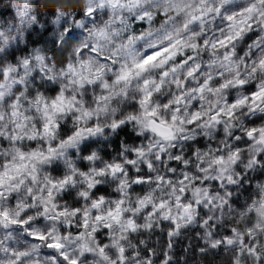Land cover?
I'll use <instances>...</instances> for the list:
<instances>
[{
    "label": "clouds",
    "instance_id": "clouds-1",
    "mask_svg": "<svg viewBox=\"0 0 264 264\" xmlns=\"http://www.w3.org/2000/svg\"><path fill=\"white\" fill-rule=\"evenodd\" d=\"M0 264H264V0H0Z\"/></svg>",
    "mask_w": 264,
    "mask_h": 264
}]
</instances>
